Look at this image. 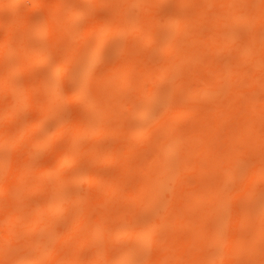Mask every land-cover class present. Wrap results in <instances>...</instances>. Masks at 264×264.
<instances>
[{
	"label": "bare ground",
	"instance_id": "1",
	"mask_svg": "<svg viewBox=\"0 0 264 264\" xmlns=\"http://www.w3.org/2000/svg\"><path fill=\"white\" fill-rule=\"evenodd\" d=\"M47 1H45V3H47ZM65 1L67 0H54L52 3V8L56 10L64 9L66 7V12L63 16V20L61 19V22L57 23L60 18H56L58 16L55 14L57 21L53 17H50L51 19L49 18L50 21H48V19H43L45 20L43 23H47L45 33L54 38L52 39L54 40V43H52L53 46H56L55 44L58 42L57 39L66 40L65 43L67 45V49L63 54L60 55L58 53L60 58H57L58 55L55 57L56 51L53 53L50 49L51 54L53 53L54 55V58L51 59L50 63H52V60L54 64L56 63L50 74L57 79L53 78L55 79L54 82L50 81L52 82L50 83L49 80L45 82L46 79H43L42 82L40 81L42 78L39 77L38 81H33V76V79L31 77V79L29 78L31 84L29 87L32 86L31 80L34 82L35 86L29 89V87H27L29 85V80L26 81L28 84H24L27 85L24 87L22 82L19 83L18 79L21 75H24V77L26 76L27 69L31 68L30 74H32V69L35 66L40 65L43 61H45V63L48 62L45 60V55L48 56L47 54L49 53V50H45V53L42 52V49L35 50V48L32 47L33 45H30V39H28L29 37L31 38V35L35 34V30L39 33L41 29L44 33L43 24H40V22L43 21L41 20L42 16L40 18L37 17L41 21L36 25L34 22L31 23L30 18L32 17H30L31 15L29 16V13L28 16L30 20L26 17V14L23 16L21 15L22 17L20 16V19L15 22L18 23L19 27L12 25L15 29H19V32L16 31L19 33L18 36H16L15 33L13 34L9 32L11 29L9 27L10 29L7 30L9 35L8 32L7 35L2 34L4 36L2 42L0 39V54H7V57L4 56L5 59L3 57L1 58L0 55V59H4L2 60V63L6 62L4 63L6 64L4 65L5 68L3 65L2 68L0 67V69L4 68V70H1L3 72H0V92H3L1 93L0 99H2L3 102L7 99V102L5 101L4 103H8V106L12 107L11 110L6 112L7 114H0V119L2 120L0 121L4 123L7 122V124L12 122V124H14L15 121L13 120H18L16 119L15 111L20 113L25 106L24 104L30 103L32 97V103H42L40 108V105H37V110L40 115L35 116L36 118L38 117L37 120L32 122L34 118L32 117V120L29 118V124L26 121H23L24 123H22L25 127H23V124L21 123L22 126L18 127L19 130H17L18 128L15 130V124L14 126H9L6 124L4 125V123H2V125L0 122V127L8 126L11 131L13 129V133L10 131L7 132L6 130L8 128L5 129L6 127L3 128L5 131H2V128L0 129V152L3 148H6L4 150L8 152V148L11 150L16 148L15 146L19 147L18 145L20 144L24 146L25 144L22 143L25 141L26 143H30L31 148L33 149L32 151L31 148L22 147L20 145L19 152L16 153L20 155V153L23 154V152H25V154H23V157L18 155L17 159L14 157L16 156V153L13 152L15 153L13 154V158H15V160L13 159L14 161L8 159L6 156L4 157L3 154H0V201L3 200L2 198H6V200H3L4 202L16 205V207H12L11 209V206L7 203L6 206L9 205L7 208L10 209H8V211L4 209L5 212L2 209L5 207L3 206L5 203L3 201V205L1 204L2 202L0 203V214L2 215L5 212L1 218L3 221L0 219V264H130L133 260L135 262L134 264H264V44H262V41L260 44L256 41V38H258L257 34L259 37L264 34V31H262L261 34L258 32L264 30V0H245L247 4H250L251 2V5L248 4L249 6H253L251 9V15L249 12H246L251 16L249 17V20L247 19L248 22L253 24L254 27L257 25L259 28L256 26L257 30L256 28L255 30L257 32L253 29L252 31L255 34H251L243 39V44L241 43L242 45H240L239 42L238 45L240 46H238V50L236 49V56H234L232 60L230 59L229 62L226 60V57V62L223 57H221L222 60H220L221 53L219 52H223L222 55L230 54L228 53L229 50L235 45L234 41L238 39L237 34V39L234 40V38H236L235 28H238L236 27V24L238 26L240 19L242 21L241 17H244V14H241V10H245V7L241 8V5L237 3V0H198V2L200 1L199 4L201 6H198L197 2L198 8L197 6L195 7V1L197 0H194V2L192 1V6L194 3L195 8L192 9V15L190 13V16L185 15V17H180L177 15L176 17L172 13V16L167 18H163L161 14H158L160 13L158 12V9L160 8H158V5L164 0H139L143 1L141 2L143 5L141 12L142 10L143 12L142 14L139 12L140 14H138L141 16L136 17L134 16V12L132 13L130 6L132 5V0H111L113 12L109 17L110 19H107V22L103 21L100 23L94 21L97 24L92 23L80 36H75V31L73 32L74 28L72 27L73 25L71 26V23L75 22L74 20L79 17V11L74 10L75 6L73 7L74 9H72L70 7L71 4L69 5V3L67 4ZM101 1L103 0H99V2ZM137 1L135 0V6L136 3H138ZM27 2H31L29 3L30 6L33 5L34 7L36 6V8H38L37 5L40 4L38 3L40 1L36 2L35 0L34 2L33 0H28ZM42 2L43 1H41V3ZM186 2L187 4L191 3V0H182L183 4ZM20 3L24 4L21 0H9L6 5L11 7V9H15L20 6ZM94 3H96V0ZM94 3L92 0V4ZM213 3L214 6L216 4V6L220 8V10L218 9L219 14L214 17L212 15L213 20L211 19L207 23L211 24L213 21V28L210 26V30L208 32L206 31L204 33L205 35H201L197 30H199L201 25H205L206 21L209 19L210 15H208V12L206 13V9ZM243 4L242 7L245 6ZM6 5L3 2H0V11ZM86 5L88 6L89 4L86 3ZM42 6H44L43 3ZM180 6L182 7V4ZM32 7L27 8V10H34ZM45 7L40 8H43L45 11L50 9L48 6ZM84 7L82 10H84ZM18 10L20 11L21 8ZM86 11L87 10L84 12L86 13ZM161 16L163 21L159 22V20H156L160 19L159 17ZM2 19L3 18H1L0 15V24L5 22V20L2 22ZM53 19L56 21V24L53 23ZM19 20L20 22H18ZM245 21L242 22L245 24ZM248 22L245 24L246 27L249 25L251 26V24H247ZM15 23L13 22V24ZM32 24L36 25L35 30L32 29V26H34ZM224 25H227V29H229L227 32L223 31L222 27ZM1 26L3 28V25ZM239 26H242L240 22ZM192 29L195 34L192 32ZM195 30L198 34H196ZM224 30H226V27ZM231 30H233V32ZM41 31L40 33H42ZM242 32L244 33V31ZM10 33L16 37L11 39L12 37H10ZM122 36H128L132 41L129 43V46H124L125 49H123V52L125 54L123 55V58L121 57L123 52L120 54L121 58L117 61L121 62L116 63L119 65L115 64L117 67L114 66L116 67L114 68V71L111 72L113 68L109 70L111 73L106 71L107 75L110 74L106 76V78H108V84L106 85L107 87L105 86L106 88L104 87L105 91L103 93L105 96L102 97L103 93L101 94V90H104L101 89L102 87L98 86V89L100 88L99 91H97L98 89H95V92L97 91L100 95L97 94L98 96H95L97 97L96 100L93 99L92 101L93 110H96L94 109L95 105H101V103L104 104V107L106 105L108 106V103H111L112 110V103L116 104H114V106H117V109L119 103L122 105L129 103L127 105L131 106L129 109L132 111L131 113L129 110V113L131 114L130 118L134 117V125L137 126V124H139L137 122L140 120L143 121V118L146 120L148 119L147 121L151 124L152 119L150 118L153 117L152 113L154 112L153 114H155L156 111L150 113L149 110L151 111V109L157 107L156 110L160 108L161 111L163 106L158 108L157 104L167 102L178 90H182V88H186L185 94H182L181 92L186 101L197 100L199 103L196 102L192 104L181 102V104L173 101L170 104V109L160 117L156 116V120L152 125L148 127L145 126L146 128L144 127L143 129L142 126L147 125L143 122L144 125L140 127L141 129L136 127L138 130L135 128L134 132H127L128 130L126 129H115L113 128L114 126L109 127V125H105L108 124L106 123L107 121L111 120L113 122L114 117H116V122H121L122 120L126 121L127 116L125 113H109V115H112V117H109L108 114L104 115V113L100 112L101 114L97 116L99 110L94 112L91 109V114H93L92 112L95 114L93 119H96L95 121L97 122L98 120L99 122L101 120V126L99 128L95 126L97 127V130L92 129L93 131L90 130L91 128H85L87 125L84 127L80 122L76 121L80 119H76V122L71 124L68 123V126L67 124H63L65 121H61L59 115H55L56 118H53L55 117L53 116L54 112H52V110L55 109L53 107H57V105L59 106L61 102L62 104L66 103L64 96L63 98L65 100H62L60 97L61 92L59 93V87L62 88L63 85V82L61 84V80L59 79H62V81L65 79L60 76L65 75L66 72H68L67 70H72L70 76L73 77L70 78L74 79V81L73 79L71 80L75 85H73L75 91L72 89V92H76L75 94L80 97L81 93L84 92L82 91L81 84L83 85L84 82H86V79L88 78L87 74H89L88 70H91L92 67L94 68L92 64L94 65V62H96V60L103 54L104 50L108 51V49H105L106 45L109 46L114 40H118L116 37L121 38ZM9 39H11V41ZM178 39L183 42L179 41L178 43ZM15 40V45H17L18 49V51L15 52L21 53L18 56L20 57L18 58V61L21 60L20 64L17 59V62L14 61L17 57V53L15 54L13 51V43H15ZM123 40L120 39V41ZM12 41L13 43H11ZM258 41H260V38ZM59 42L57 44H59ZM128 42L129 41L127 40L126 44H128ZM113 44L114 46L116 45L115 41ZM41 45L42 42L39 47ZM158 45L160 46L159 48L162 49H159ZM7 46L10 48H7ZM61 46L62 44L60 47ZM112 46L110 50H113L111 53L114 56L117 53L116 50L119 51L120 47L119 49H116L118 48V45L115 46L116 48H114V46L112 48ZM60 47L58 46V48ZM63 47L60 48V51H57L61 52ZM129 49L133 50L132 55L135 54L133 57L131 54H128ZM156 49H159V52H157L158 54L156 53ZM152 50H154V52ZM113 52L116 53L114 54ZM212 55H215V57L219 56V58H217L218 61ZM12 57L14 60L11 59ZM210 57H213V59ZM12 60L13 63L11 62ZM47 60H49V58H47ZM179 76L182 78H179ZM162 82H164V85L167 84L165 87L167 86L168 88L170 86L168 89L165 88L166 91L164 93H161L162 89H159V85ZM91 83L93 82L91 81ZM15 84H18L19 87L20 85L22 86L17 88L18 86H14ZM101 84L102 83H100V85ZM92 87L94 88V86ZM127 88H129V90ZM106 89L108 90L106 91ZM125 89L132 93L131 96L133 98H131L129 102L125 101L124 103L122 97L125 95L123 93H127ZM224 89L225 93L223 94ZM41 90L43 91L42 93ZM36 92H38L37 97H41V95L39 96L38 94L44 93L41 97L42 100L39 98L34 100ZM221 93L223 94V97L220 95ZM2 94H5L9 98H6V96H3ZM210 94H213L211 97L219 95L218 101H211L212 103L209 101L206 104L200 103L201 99L204 100V98L210 97ZM69 95H66L67 97H65L69 98ZM127 98L130 97L128 96ZM198 99H200V101ZM37 100H40V102ZM208 100L209 99L204 101L206 102ZM240 103H244V105ZM22 104L23 108H21ZM62 104L61 107L64 106V104L63 106ZM135 104H140L139 106L136 105L137 108L135 109L138 110L141 106L143 108L145 107V109L142 108V110H140V108L138 111L136 110L135 114L132 109L136 107ZM187 104L188 106L185 107ZM124 105L123 110L126 112L128 107ZM198 105H201V107ZM210 105L213 111L211 110ZM27 106H29V104ZM17 107L19 110H17ZM61 107L59 106V109ZM96 108L100 109L99 107ZM198 108L200 111L201 109H207L208 112L207 110L201 113L200 111L196 112ZM101 109L104 110V108ZM39 110L41 112H39ZM56 110H58V108ZM59 111H55V114L61 113L62 115L63 109H60ZM114 111H116V108H114ZM148 112L152 117L149 118V116H145L149 114ZM129 113L127 115L130 116ZM133 113L136 116H134ZM86 115L88 116V114ZM48 118L51 120L53 118V120L59 122H57L58 126L55 127V130L51 134L53 135V139L49 134V137H41V140L38 137V140L35 135L32 136L31 134L32 132H37L43 123L48 121ZM60 121L62 123H60ZM187 121H190V123ZM192 121L194 123L198 122L200 125H197V127H195V125L193 127L194 123ZM182 122L191 125L186 124L185 126L190 127L184 128L181 126ZM103 123L105 124L102 126ZM60 124L63 126H60ZM140 124H142V122H140ZM16 125H18V123H16ZM110 125L112 126L111 123ZM114 125L116 124L114 123ZM91 127L94 126L91 125ZM157 129L160 130L155 131ZM153 130L155 133H153ZM86 134L90 135V138L91 135L98 136V139L93 136L92 138H94L93 141L95 142L90 139L91 144H94L93 148L90 144L91 146L89 145V149L86 150L88 152L86 155H88L90 159L87 160L88 164L86 162L85 164L90 167L93 166V169L91 168L89 170V173H87L88 181H85L88 186L92 184L91 189L94 185L93 188L97 189L96 191L94 190V193H100L95 194L96 196H94V193L89 195L87 191L89 189H86L87 194L85 195H87L86 197L89 195V202L85 200L86 197L83 199V202L85 200L86 203L89 204L87 205L84 203L83 206L86 204L85 207L79 208L78 198H80V193H82L84 189L82 190V187L79 186L81 185L79 182H77L78 184L76 183V181L83 178V175L80 177L81 171L77 170L79 169L78 164L80 163L79 157L82 156L78 152L80 149L77 148V141L80 138H84L83 136ZM151 134H154V136ZM30 135L34 139H30ZM118 135H120V137ZM111 136L113 138L118 136L117 140L119 141L117 142L116 140L117 145L115 144L116 146L110 147V149L106 151V149H102L104 146L100 144V141L102 137L106 139L112 138ZM151 136L153 139L150 138ZM63 137L68 140V144L66 143V147L63 145L62 150L57 154V151H53L55 153L54 156L51 155L52 158L54 157L53 160L51 157V159H46L49 162L43 160V166L41 163H37L39 164V167L38 165L35 166L31 163V158L35 156H30L35 154V152H38L35 151V149L41 148V150H43V147L51 140L53 143V140L60 141V138L62 140ZM35 139L37 141H35ZM99 139L100 141L98 144L97 140ZM119 142L120 146L118 148L117 146ZM147 142L149 145H152L147 146ZM139 144L142 146L144 145L143 147H147L148 149L146 150L142 148ZM61 145L62 143L60 146ZM97 145H101V148L99 149H102L103 152L99 149H94V146L97 148ZM136 146L138 147V151ZM22 148H24L23 151H20ZM4 150L3 152H5ZM136 151L139 153L134 154ZM49 153L50 151H47L46 155H50ZM140 153L141 155L138 157ZM28 157H30L31 160H28ZM132 157H136L137 161L135 162L136 159L134 158V160ZM7 159L12 160L10 161L11 163ZM90 162L92 165H90ZM130 162L135 164H131ZM113 163L118 164H115V168L116 166L119 168L122 166L120 169L117 167L119 172L116 170L115 173H112L113 175L106 176V179L102 177V182L97 180L100 175H97V171L94 170L97 165L102 166V164L106 165ZM31 165H34L37 168L32 167ZM80 165L83 167L84 171L85 166L82 165V161ZM112 166H114V164ZM70 167H74L73 169H75L76 172H80L77 174L74 171L76 174H72H74L76 178L72 176L73 179L69 177L68 180V175L65 176V173L64 175L62 174L64 172L63 170H66V168L68 170ZM70 171L72 170L70 169ZM76 175L79 176L77 177ZM183 175H185V177L191 176V178L194 179V182H192L191 178L190 180L188 179L189 181H186L187 177L186 179L183 178L186 182H182V180H177V178H175V176H179L178 178L182 179ZM47 178L49 181H46ZM174 178L177 182L181 181L178 188L176 187V181L173 182ZM73 180L76 183V186ZM68 181L71 184L74 183L73 186L76 188V192L81 191L80 193L77 192V195L79 196L76 195V192H72V195H75L71 196L73 197L72 199L74 203L69 199V195H67V192L69 193L67 185L71 187V184H68ZM231 181L237 182L235 183L236 185L233 183V187L229 186V182ZM89 182H91V184ZM95 186L97 188H95ZM84 187L86 188L87 185H84ZM75 188H73V190ZM98 189L100 190L98 191ZM37 191L39 194L41 191L42 196L43 192L45 193V198H42L44 200L39 201L36 197L39 201L37 205L36 203L33 204V206L32 204L27 205L28 203L26 202L29 200L26 201V195L38 194ZM158 195H160V197L162 195L160 199L164 200L165 198V202L168 201L167 205L165 204L167 208L166 206L162 207L164 203H162V205L159 204L158 207H155L158 205L157 203L148 206L153 197L156 200L159 199ZM90 196L91 199H89ZM92 196L94 197L92 198ZM8 198L10 201L7 200ZM66 198L69 199L70 204L75 209L73 212L74 214L71 215L74 217L70 219V221L73 219L71 228H68V231H63L62 233H59L60 231H55V233L57 232V234H59L51 237V230L55 227V223L58 222L57 220L62 219V216H66L64 214L68 212L66 203L69 201ZM80 199L82 200V198ZM21 201H26L23 202L26 204H23ZM30 202L34 203L33 201ZM233 202L237 203H235L236 206L233 205ZM20 203L23 204V206ZM240 203H242V206ZM74 204L75 206H73ZM25 205L29 207L27 208ZM18 206L21 207V209ZM233 206L236 208L238 207V209L234 208L232 210ZM148 207L151 209H148ZM152 207L154 208L153 211ZM160 207L161 210L166 209L165 211H162L164 213L162 215L159 213V215L157 214L158 216L153 215L152 213L156 214L154 210L160 209ZM1 209L3 212H1ZM145 209L148 210L145 211ZM70 212H72V209ZM137 212L138 215L142 214L141 218L138 217L139 221L142 219H146L147 221L149 219V222L145 221V223L142 220L144 223H142L143 225H137L138 221L136 222V225L132 224V219L137 216ZM147 212L149 216L151 214L152 218L147 215ZM144 213L147 215V218L143 215ZM152 215L158 217V220H154ZM66 218L67 220L69 219V217ZM63 219L60 223L64 221ZM68 221L67 223L70 222ZM124 222H128V224L122 226ZM63 223H65V221ZM61 224L59 225L61 226ZM128 239L130 241L133 240V243H131L135 245L128 247ZM126 240H128V242L122 245L123 241ZM129 245L131 246L130 243ZM153 247L155 252L158 253L151 256L150 259L146 258L147 255L145 256L144 254H148L149 251L147 250L149 248L153 249ZM85 248L87 251L91 249L88 252L90 256H88V260L86 258V263L81 262L80 260V258H82L81 256L84 254L80 255V250H84ZM142 256H145V258H142ZM83 260L84 259H82V261Z\"/></svg>",
	"mask_w": 264,
	"mask_h": 264
},
{
	"label": "rangeland",
	"instance_id": "2",
	"mask_svg": "<svg viewBox=\"0 0 264 264\" xmlns=\"http://www.w3.org/2000/svg\"><path fill=\"white\" fill-rule=\"evenodd\" d=\"M9 0H0V2H3L5 5L7 4V2H8ZM28 0H26V1H24V0H21V2H24V4L22 5L21 3L19 4L20 6H18V7H14L15 9H11V7H8L7 5L5 6V7H3L2 9H1V11H0V15H1V18H3L2 19V22H3V20H5V22L4 23H2V24H0V26L1 25H3V28H2V26L0 27V39H1V42H2V38H4V36L3 35H7V30H9L10 28L12 29V31H11V29L9 30V32H11V33H15V35L16 36H18V34L19 33H17L16 31H18L19 29L18 28H16L15 29V27H13L12 25H16V27H19V25H18V23H15V22H17V20L18 19H20V16L22 15H25L26 14V17L29 19V16L30 17H32V18H30L29 20L31 21V23H36V25L37 24H39L38 22H40L41 20H43V19H45V20H47L48 19V21H50V19L53 17V18H55V15L56 16H58V17H56V18H60L58 21H57V19H56V21H57V23L58 22H61L62 20H63V16L65 15V8L63 9H60V10H56V9H54V8H52V3H53V1L54 0H45V1H47V3L49 4H47V3H45V1L44 0H38V1H40V2H38L37 0H35L36 2H38V3H40L39 5H41V6H39V5H37V7L38 8H36V6L34 7L33 5H31L30 6V4L29 3H31V2H27ZM41 1H43L42 3H43V5L44 6H42V3H41ZM50 1H51V3H50ZM72 0H67V1H65L67 4L69 3V5H70V7L72 8V9H74L75 11H79L78 12V18H76L74 21L75 22H73V23H71V26L74 28V30H73V32L75 33V36L76 35H81L88 27H90V25L92 24V23H94V24H97V23H100V22H103V21H106L107 19L109 20L110 18V16L112 15V12H113V10H112V1L110 0H103V1H101V2H99V0H96V3H94L95 2V0H93V3L94 4H92V0H74V1H72ZM83 1V2H82ZM133 2H132V5H130L131 6V9H132V13L134 12V16L136 17V16H141V15H139L140 13L142 14V12H143V10H142V12H141V9H143L142 8V4H141V2H143V1H137L138 3H136V6H135V0H132ZM190 1V0H189ZM192 1L194 2V0H191V3H188L187 4V2L185 3V4H183L182 3V0H164L163 2L161 1L160 3H159V5H158V12H160V13H158L157 12V10H156V12L158 13V14H161L162 16H163V18H167V17H169V16H172V13H173V15H175L176 17H177V15L178 16H183V17H185V15H189L193 10V8H195L196 6H197V2H198V0L197 1H195L196 2V4H195V7H194V3H193V6H192ZM201 1V0H200ZM200 1L198 2V6H200ZM255 1H257V0H255ZM33 2H34V0H33ZM88 2H90L91 3V5H90V3H88ZM140 2V3H139ZM180 2V3H179ZM185 2V1H184ZM254 2V1H253ZM252 2V3H253ZM45 3V4H44ZM86 3L87 4H89L88 6L86 5ZM99 3H101V4H99ZM201 3H203V2H201ZM237 3H239L238 5L241 7V8H244L245 10H241V8H240V10H241V14L243 13L244 14V17L242 16L241 18H242V21H245V24H246V22H248V20L250 19L249 17H251V16H249V13H250V15H251V9H252V7L251 6H249V5H251V2H250V4L248 5L246 2H245V0H237ZM244 3V4H243ZM256 3V2H255ZM32 4H34V3H32ZM47 4V5H46ZM51 4V5H50ZM66 4V5H67ZM75 4V5H74ZM84 4V5H83ZM182 4V7L180 6ZM242 4L243 5H245V6H243L242 7ZM257 4H258V2H257ZM26 6V8H25V6ZM138 5V6H137ZM186 5V6H185ZM202 5V4H201ZM33 6V7H32ZM45 6H48L49 8H47V9H49V10H44L43 8L45 7ZM68 6V5H67ZM75 6V7H74ZM77 6V7H76ZM85 6V7H84ZM140 6V7H139ZM198 6H197V8H198ZM34 8V10L33 9H30V10H27V8ZM40 7H43L42 9L40 8ZM74 7V8H73ZM84 7V10H82V8ZM137 7H138V9H137ZM201 7V6H200ZM210 7H211V9H210ZM210 7H208L207 9H208V11H207V9H206V13L208 12V15H210V17H209V19L206 21V24L205 25H207V26H205V25H201V27L200 28H202V29H200L199 28V30H197V31H199V33H201V35L203 34V35H205L204 33L207 31H209L210 30V26H212V28H213V21L211 22V24L210 23H207V22H209V20H213V18H212V15H213V17L215 16V15H218L219 13H218V9L220 10V8L218 7V6H216V4H215V6H214V3L213 4H211L210 5ZM215 7V8H214ZM218 7V8H217ZM21 8V10H22V12L20 13V11L18 10V9H20ZM87 8V9H86ZM140 8V9H139ZM214 8V9H213ZM9 9V10H8ZM45 9H46V7H45ZM250 9V10H249ZM26 11V13H25V11ZM32 10V11H31ZM82 12H81V11ZM85 10H87L86 11V13L84 12ZM138 10H140V11H138ZM184 10V11H183ZM195 10V9H194ZM249 10V11H248ZM17 11H18V13H17ZM43 11V12H42ZM89 11V12H88ZM131 11V10H130ZM181 11H183V12H181ZM188 11V12H187ZM216 11H217V13H216ZM32 12V13H31ZM54 12V13H53ZM58 12V13H57ZM140 12V13H139ZM154 12V11H153ZM179 12H181V13H179ZM212 12V13H211ZM214 12H215V14H214ZM246 12H249L248 14L246 13ZM28 13H29V16H28ZM61 13V14H60ZM139 13V14H138ZM163 13V14H162ZM170 13V14H169ZM177 13V14H176ZM183 13H185V14H183ZM194 13H195V11H194ZM211 13V14H210ZM51 14V15H50ZM55 14V15H54ZM85 14V15H84ZM164 14H166V15H164ZM242 14V15H243ZM157 15V14H156ZM191 15H192V13H191ZM21 16V17H22ZM43 18H42V17ZM60 16V17H59ZM154 16H155V14H154ZM158 16V15H157ZM162 16L161 17H159L160 19H156V20H159V22L160 21H163V18H162ZM190 16V15H189ZM6 19H5V18ZM18 17V18H17ZM37 17H41V20L39 19V18H37ZM51 17V18H50ZM246 17V18H245ZM50 18V19H49ZM154 18V17H153ZM155 18H156V16H155ZM245 18V19H244ZM10 19V20H9ZM37 19V20H36ZM62 19V20H61ZM248 19V20H247ZM36 20V21H35ZM45 20H43L42 22H40V24L42 23L43 24V27H44V33L41 31V29H40V31L44 34H42V33H40V31H39V33L35 30V24H32V25H34V26H32V29L33 30H35L34 31V35H31V38L29 37L28 39H30L29 40V42H30V45L33 47V48H35V50L36 49H42V52L43 53H45V50H49L48 52V56H46L45 55V60L46 61H48V62H46L45 63V61H43L40 65H37V66H35L33 69H32V74H30L31 72V68H29V69H24V70H26V76L24 77V75H21L20 77L19 76H17V77H19L18 79H19V83H21L22 82V84L24 85V84H28V83H26V81H28L29 82V85L27 86V85H24V87L25 86H27V87H29L31 84H30V79L32 78L33 79V76H34V80L33 81H38L39 80V78H42V80L40 79V81H42L43 82V79H46L45 80V82L46 81H48L49 80V82L50 81H52V82H54V80L56 79L55 78V76L54 77H52V75H50L51 73H52V69L54 68V65L56 64H54V62H53V60H52V63H50V61H51V59H53L54 58V55H53V53H55L54 51H56V54H55V57H56V55H58L57 56V58H60V55L61 54H63L64 52H65V50L67 49V45H66V40H61V39H57V41L59 42L60 40V42H61V44H62V46L61 47H63V45H64V47H65V49H64V47H63V49H61V52H58V51H60V42H59V44H55L56 46H53V44L52 43H54L53 41L54 40H52V39H54L52 36H50V35H48V34H46L45 33V31H46V27H47V23L45 22V23H43ZM99 20V21H98ZM102 20V21H101ZM107 20V21H108ZM153 20V19H152ZM11 23H10V22ZM52 21V20H51ZM56 21H54V19H53V23L54 24H56L55 22ZM97 22V23H95V22ZM106 21V22H107ZM155 21V20H154ZM241 21V19H240V23H241V27L239 26V22H238V26H237V24H236V27H238V28H235L236 29V31H235V35H236V38H234V40L235 39H237V34H238V39L237 40H235L234 42V48L232 47L231 48V50H229V52L228 53H230V54H225V55H222V53L223 52H219V53H221V55H220V60H222V58L221 57H223L224 58V60H225V57L227 58L226 60H228V62L230 61V59L232 60L233 59V57L234 56H236V53H237V51H236V49L238 50V46H240V45H242L243 44V39H245V38H247V36H249V35H251V34H255L252 30L254 29L255 30V28H256V30H257V25H255V27H254V25L253 24H251V23H247V24H251V26L249 25V26H247L248 28H250V29H248L247 27H246V25L243 23ZM13 22L15 23V24H13ZM18 22H20V20L18 21ZM152 22V21H151ZM90 23V24H89ZM60 24V23H59ZM89 24V25H88ZM93 24V25H94ZM209 24V25H208ZM12 27H11V26ZM18 25V26H17ZM208 26H209V28H208ZM245 26V27H244ZM257 26V27H256ZM10 27V28H9ZM86 27V28H85ZM206 27H207V29H206ZM225 27H226V30H224L225 29ZM230 27H232V26H230ZM229 27V28H230ZM8 28V29H7ZM14 28V29H13ZM223 31H228L229 29H227V25H224L223 27ZM232 28H234V27H232ZM232 28H230V29H232ZM241 28V29H240ZM259 28V27H258ZM37 29V28H36ZM194 29V28H193ZM192 29V32L194 31ZM238 29H239V31H238ZM248 29V30H247ZM5 30V31H4ZM201 30V31H200ZM250 30V31H249ZM255 30V31H256ZM261 30V29H260ZM232 32H233V30H231ZM242 31H244V33L246 34H244ZM246 31V32H245ZM262 31H264V30H261V31H258V32H260L259 34H261V32ZM9 32H8V35H9ZM19 32V31H18ZM32 32V31H31ZM195 32H196V30H195ZM237 32V33H236ZM253 32V33H252ZM257 32V31H256ZM6 33V34H5ZM10 33V37H12L11 39H14L16 36H14L13 34H11ZM194 33V32H193ZM192 33V34H193ZM264 33V32H263ZM3 34V35H2ZM195 34V33H194ZM196 34H198L197 32H196ZM240 34V35H239ZM257 34V33H256ZM13 35V36H12ZM242 35V36H241ZM199 36H200V34H199ZM14 37V38H13ZM257 37L258 38H256V41H257V43H261V41H262V44H264V34H263V36H258V34H257ZM18 38V37H17ZM116 38H118V40H114L115 41V43H116V45L115 46H117L118 45V48H116L115 46H114V41L112 42V44H113V46H114V48H116V49H119V47H120V50L118 51V50H116L117 51V53L116 52H113L115 55L113 56V54L111 53L112 51L110 50V48H111V46H112V44H108L109 46H107L106 45V47H105V49H108V51H103V54L96 60V62H94V65L92 64V66H94V68L92 67L91 68V70H88V73L89 74H87L88 76V78L86 79V82H84V84L82 85L81 84V86H82V91H84V92H82L81 93V96L80 97H78L79 95H76L75 93L76 92H72L73 90L75 91V89H73V85H74V79L73 78H70V77H73V76H70L71 75V73H72V70H67L68 72H66V74L65 75H62V76H60L61 78H65V79H63L64 81H62V79H59V80H61L60 82H61V84H62V82H63V85H62V88L61 87H59V93H60V97L62 98V100H65V102L66 103H63L64 104V106H63V104H62V102H61V104H62V106L64 107H61V104H59V106L61 107L60 109H63V112H62V115H61V113H56L55 114V111H59L60 109H59V106L57 105V107L56 106H54L53 108H55L54 110H52V112H54V115L53 116H55V115H59L60 117V120L61 121H65V123L63 122V124H67L68 125V123H73V122H80V124L82 125V126H86L87 125V127H85V128H91L90 130L91 131H93L92 129H96L97 127L99 128L100 126H101V120H100V122H99V120H98V122L97 121H95L94 119H93V116L95 117V114H94V112H96V111H98L99 110V112H97L98 114H97V116L99 115V114H101V113H104V115L105 114H108L109 115V113L110 114H112V113H115V112H117V113H125L126 114V121H121V122H116L115 121V118L116 117H114L113 118V122L116 124V125H114V123L110 120V121H105L106 123H108V124H105V123H103L102 124V126L105 124V125H109V127H113V128H115V129H121L122 128V130H128L127 132H134L135 131V128L136 127H141L142 125H144V123L143 122H145V124H147V125H144V126H142V128L144 129V127L146 126V127H148V126H150V125H152V123L153 122H155V120H156V116H158V117H160L162 114H164L165 112H167L169 109H170V104L173 102V101H175V102H177V103H181V102H187V103H196L197 102V100L196 101H186L185 99H184V97L182 96V94H185L186 93V88H182V90L180 89V90H178L176 93H175V95L174 96H172V95H170V96H172L171 98H170V100H168L167 102H164L163 104H157V106H158V108L159 107H161V106H163L161 109V111H160V108L159 109H157L156 110V108L154 107L153 109H151V111L149 110V112L151 113V112H153V111H156V113L155 114H153L152 113V116H150V113L148 114V115H145V116H149V118L150 117H152V118H150V119H152L151 120V124L145 119V118H143V121L142 120H140L139 122H137V123H139V124H137V126H135L134 125V123H135V120H134V117H132V118H130L131 117V114L129 113V110L131 111V109H129V107H131V106H128L127 104H129V103H127L126 105H124V106H126V107H128L127 109H126V112L123 110L124 108H123V105L121 104V103H119V105H118V109H117V106H114V104L112 103V105H113V110H112V106L110 105L111 103H108V106L106 107H104V104L103 103H101V105H103V106H101V105H95L94 106V109H96V110H93V105H92V101H93V99L94 100H96V98L97 97H95V96H98L97 94H99L100 95V93H97V91H99L100 90V88L98 89V86H100V87H102L101 89H104V90H101L102 92H101V94L105 91V88L107 87L106 85L108 84V82H107V79L108 78H106V76H108L112 71H114V68H116L117 66L116 65H119V64H116V63H120L121 61H117V60H120L119 58H123V55L125 54L124 52H123V49H125V47H126V45H128L129 46V43L132 41V39L130 40L129 39V37L128 36H122L121 38L120 37H116ZM115 38V39H116ZM121 40H123V41H120V39ZM131 38V37H130ZM183 38V37H182ZM187 38V37H186ZM260 38V41H258V39ZM11 39H9L10 41H11ZM126 39V40H125ZM184 39V38H183ZM182 39V40H183ZM242 41H241V40ZM18 40V39H17ZM127 40L129 41L128 42V44H126L127 43ZM188 40V39H187ZM39 41H41L42 42V45L39 47V45H40V43L41 42H39ZM117 41V42H116ZM119 41V42H118ZM179 39H178V43H179ZM0 42V43H1ZM63 42V43H62ZM122 42V43H121ZM180 42H183V41H180ZM239 42H240V45H238L239 44ZM11 43H13V41L11 42ZM65 43V44H64ZM242 43V44H241ZM14 44V46H13V48H14V53L16 54L17 52H15V51H18V49H17V45H15L16 44V40H15V43H13ZM13 44H11V45H13ZM29 44V43H28ZM47 44V45H46ZM237 44V45H236ZM44 45H46V46H44ZM51 47H53V48H51ZM60 47V48H58V46ZM16 46V47H15ZM37 46V47H36ZM113 46H112V48H113ZM125 46V47H124ZM6 47V46H5ZM28 47H29V45H28ZM39 47V48H38ZM151 47H153V46H151ZM160 46L158 45V48H159ZM7 48H10V47H8L7 46ZM15 48H16V50H15ZM157 48V47H156ZM29 49V48H28ZM32 49V48H31ZM50 49L53 51V53L51 54V51H50ZM153 49V48H152ZM159 49H162V48H159ZM159 49H156V53L157 52H159ZM255 49V48H254ZM7 50V49H6ZM58 50V51H57ZM63 50V51H62ZM151 50V49H150ZM154 50H155V47H154ZM154 50H152L153 52H154ZM236 52H235V51ZM121 51V52H120ZM133 50L132 49H129V53L128 54H131L132 55V52ZM143 51V50H142ZM161 51H163V50H161ZM10 52V51H9ZM8 52V53H9ZM109 52V53H108ZM118 52H119V54H118ZM122 52H123V54H122ZM227 52H225V53H227ZM60 55H59V54ZM218 53V54H219ZM233 53H235V54H233ZM21 53L19 52V53H17V57L15 58V60H14V55H13V57L11 58V59H13L14 61H16V59H17V61H18V58H20V57H18L19 55H20ZM120 54H122V56L120 57ZM158 54V53H157ZM156 54V55H157ZM217 54V53H216ZM231 54H232V56H231ZM1 55V58L3 57L4 58V56H6L7 57V54H0ZM11 55V54H10ZM52 55V56H51ZM117 55H119V56H117ZM135 55V54H134ZM134 55H132V57L134 56ZM145 55V54H144ZM150 55V54H149ZM161 55H162V53H161ZM8 56H9V54H8ZM158 56V55H157ZM159 56H160V53H159ZM164 56V55H163ZM214 58H219V56H217V57H215V55H212ZM231 56V57H230ZM11 57V56H10ZM117 57V58H116ZM152 57V56H151ZM150 57V58H151ZM213 57H210L211 59H213ZM230 57V58H229ZM9 58V57H8ZM47 58H49V60H47ZM156 58V57H155ZM160 58V57H159ZM5 59V58H4ZM4 59H0L1 60V62H0V67L2 68V65H3V67H4V65H6V64H4V63H6V62H4V63H2V60H4ZM7 59V58H6ZM56 59V58H55ZM13 60L11 61L12 63H13ZM59 60V59H58ZM115 60H116V62H115ZM151 60V59H150ZM226 60H225V62H226ZM7 61V60H6ZM16 61V62H17ZM20 61L21 60H19L18 62H19V64H20ZM55 61V60H54ZM213 61V60H212ZM217 61H218V59H217ZM113 62H115V63H113ZM159 62V61H158ZM216 62V61H215ZM11 63V64H12ZM10 64V65H11ZM18 64V63H17ZM112 64H114V65H112ZM116 64V65H115ZM8 65V64H7ZM12 65H14V64H12ZM52 65V66H51ZM108 66V67H107ZM112 66V67H111ZM114 66H116V67H114ZM12 67V66H11ZM5 68V67H4ZM4 68L3 69H0V72H3V71H1V70H4ZM28 68V67H27ZM113 68V70H111V72L109 71L110 69H112ZM90 69V68H89ZM70 71V72H69ZM90 71V72H89ZM106 71H109L108 73V75H107V72ZM19 72V71H18ZM25 72V71H24ZM20 73V72H19ZM19 73H16V74H19ZM23 73V72H22ZM91 73V74H90ZM179 73V72H178ZM177 73V74H178ZM35 74V75H34ZM28 75H30V76H28ZM32 75V76H31ZM181 75V74H180ZM104 76V77H103ZM31 77V78H30ZM39 77V78H38ZM67 77H69V78H67ZM178 77V76H177ZM30 78V79H29ZM53 78H55V79H53ZM58 78V77H57ZM179 78H182L181 76H179ZM14 79V78H13ZM18 79H17V81H18ZM71 79H73V81L71 80ZM91 79V80H90ZM57 80V79H56ZM16 81V82H17ZM32 80H31V82H32V86L31 87H33V86H35L34 85V82H33ZM73 82V84H72V82ZM89 83H88V82ZM91 81L95 84H93V83H91ZM101 81V82H100ZM15 82V83H16ZM52 82H50V83H52ZM107 82V83H106ZM38 83V82H37ZM36 83V84H37ZM56 83V82H55ZM58 83V82H57ZM85 83H87V84H85ZM100 83H102L101 85H100ZM104 83V84H103ZM48 84V83H47ZM91 84V85H90ZM245 84V83H244ZM97 85V86H96ZM165 85H167V84H165ZM165 85H164V82H162V83H160V85H159V89H162L161 90V93H164L166 90H165V88H167V86L165 87ZM14 86H18L17 88H20L22 85H20V87H19V85L18 84H15ZM75 86V85H74ZM77 86V85H76ZM92 86H94V88L92 87ZM106 86V87H105ZM31 87H29V89L31 88ZM97 87V88H96ZM105 87V88H104ZM170 87V86H169ZM168 87V88H169ZM247 87H248V85H247ZM16 88V89H17ZM76 88V87H75ZM78 89H80L79 87H77ZM167 88V89H168ZM226 88V87H225ZM243 88V87H242ZM22 89V88H21ZM27 90H28V88H26ZM25 89V90H26ZM73 89V90H72ZM94 89V90H93ZM95 89L97 90L96 92H95ZM128 90H129V88H127ZM127 89H125L126 91H127ZM40 90V89H39ZM64 90V91H63ZM108 89H106V91H107ZM28 91H30V90H28ZM77 91V90H76ZM132 91H134V90H132ZM158 91H160V90H158ZM255 91V90H254ZM8 92V91H7ZM24 92V91H23ZM39 92V91H38ZM38 92H36V96L34 97L35 99L34 100H36V98L38 99H40V100H42L41 99V97H42V95L44 94H38L39 96L41 95V97H37V93ZM43 91L41 90V93H42ZM67 92V93H66ZM70 92V93H69ZM71 92H72V94H71ZM79 92V91H78ZM94 92V93H93ZM120 92H122V91H120ZM124 92V91H123ZM181 92H182V94H181ZM1 93H3V92H0V96H1ZM13 93V92H12ZM33 93V92H32ZM31 93V95L33 96V94ZM64 93V94H63ZM107 93H109V92H107ZM127 93H129V94H127ZM127 93L125 92V93H123V94H125L124 95V97H122L123 99L122 100H124V103H125V101H130V99L131 98H133L131 95H132V93H130L129 91H127ZM225 93V89H224V91H223V94ZM248 93H249V91H248ZM257 93V92H256ZM8 94V93H7ZM11 94V93H10ZM9 94V96L11 97V95ZM35 94V93H34ZM69 94H71V95H69ZM79 94V93H78ZM160 94V93H159ZM180 94H181V96H180ZM223 94L221 93L220 95L223 97ZM253 94V93H252ZM259 94H260V92H259ZM3 95V94H2ZM66 95H69V98H66L67 96ZM90 95H91V97H90ZM93 95V96H92ZM127 95V96H126ZM213 94H210V97H207V98H204V100H207V99H209L208 101H204L203 99H201V101H200V99H198L199 101H200V103H207V102H211V101H218V97H219V95H215V96H213V97H211ZM255 95V94H254ZM3 96H6L5 94L3 95ZM31 96V97H32ZM63 96H64V98H63ZM66 96V97H65ZM72 96V97H71ZM76 96V97H75ZM103 96H105V94L103 93L102 94V97ZM130 97V98H127V97ZM133 96H134V94H133ZM209 96V95H208ZM8 96H6V98H7ZM30 97V98H31ZM44 97V96H43ZM101 97V96H100ZM119 97V96H118ZM216 97V98H215ZM2 98V97H1ZM4 98V97H3ZM9 98V97H8ZM91 98V99H90ZM99 98V97H98ZM5 99V98H4ZM11 99V98H10ZM12 99H13V97H12ZM33 99V97L30 99V103H23L25 106H24V108H23V104H22V106H21V108H23V110L19 113H17L16 111H15V116L17 117L16 119H18V120H13V121H15L14 122V124H15V126H14V124H12V122L11 123H9V124H7V122H1V124L2 123H4V125L6 124V125H9V126H14L15 127V130H16V128H18L19 126H22V124L26 121L27 123L29 122L30 123V121H29V118H30V120H32V117L34 118L33 120H32V122L33 121H36L37 120V118L35 117V116H37V115H39V113H38V106H39V108L42 106V103H40V104H36V103H32V100ZM119 99V98H118ZM213 99V100H212ZM9 100V99H8ZM14 100V99H13ZM40 100L38 101V102H40ZM89 100H90V103H89ZM121 100V101H122ZM5 101L7 102V99H5ZM4 101V102H5ZM37 101H35V102H37ZM2 102H3V100L2 99H0V114H2V113H5V114H7L6 112L7 111H9V110H11V108L12 107H9L8 106V103H4L3 102V104H2ZM34 102V101H33ZM169 103V104H168ZM197 103H199V102H197ZM212 103V102H211ZM210 103V104H211ZM6 104V105H5ZM29 104V106H27V105ZM97 104V103H96ZM107 104V103H106ZM182 104V103H181ZM209 104V103H208ZM219 104V103H218ZM240 104H243L244 105V103H240ZM21 105V104H20ZM34 105V106H33ZM38 105V106H37ZM91 105H92V107H91ZM116 105V104H115ZM131 105V104H130ZM133 105V104H132ZM139 106L140 104H135V106ZM165 105H167V106H165ZM204 105V104H203ZM212 105H214V104H212ZM216 105V104H215ZM220 105V104H219ZM218 105V106H219ZM226 105H227V103H226ZM11 106V105H10ZM137 106L136 107H134V108H132L133 109V111H134V113L136 114V110L137 109H135V108H137ZM186 106H188V104L187 105H185V107ZM192 106H194V105H192ZM198 106H200L201 107V105H198ZM205 106V105H204ZM223 106V105H222ZM221 106V107H222ZM14 107V106H13ZM19 107V106H18ZM18 107H17V110H19L18 109ZM91 107V108H90ZM96 107H99L100 109H97ZM191 107V106H190ZM206 107V106H205ZM205 107H203V108H205ZM215 107V106H214ZM213 107V108H214ZM229 107H231V106H229ZM240 107H241V105H240ZM20 108V107H19ZM58 108V110H56ZM101 108H104V110L103 109H101ZM106 108H107V110H106ZM108 108H110V109H108ZM114 108H116V111H114ZM141 108V109H140ZM139 109L140 110H142V106L140 107ZM193 108V107H192ZM210 108H211V105H210ZM93 110L94 112H92L93 114H91V111L90 110ZM138 109V110H139ZM143 109H145V107L143 108ZM193 109H195V108H193ZM222 109H223V107H222ZM15 110H16V107H15ZM40 110H42V109H40ZM39 110V112H41ZM106 110V111H105ZM137 110V111H138ZM207 109H205V110H203V109H201V111H200V109L198 108L197 110H196V112H198V111H200V113L201 112H205ZM211 110L213 111V109L211 108ZM216 110V109H215ZM225 110V109H224ZM13 111V110H12ZM12 111H10V112H12ZM62 111V110H61ZM61 111H59V112H61ZM105 111V112H104ZM114 111V112H113ZM147 111V110H146ZM157 111H158V113H157ZM9 112V113H10ZM90 112V113H89ZM101 112V113H100ZM161 112H163V113H161ZM207 112H208V110H207ZM17 113V114H16ZM116 113V114H117ZM130 114V116L129 115H127V114ZM131 113H132V111H131ZM133 113V114H134ZM141 113V112H140ZM146 113V112H145ZM13 114V113H12ZM86 114H88V116L86 115ZM122 114V115H123ZM134 114V116H136ZM158 114V115H157ZM160 114V115H159ZM22 118H21V117ZM40 116V115H39ZM52 116V117H53ZM62 116H63V118H62ZM112 117V115H109V117ZM133 116V115H132ZM14 117V116H13ZM12 117V118H13ZM20 117V118H19ZM86 117V118H85ZM105 117V116H104ZM108 117V116H107ZM118 117V116H117ZM4 118V117H3ZM10 118H11V114H10ZM36 118V119H35ZM53 118H56V116L55 117H53ZM53 118H52V120L50 119V118H48V121H46V123H43V125L41 126V128H42V130H41V128L40 129H38V131L36 132H32V136L33 135H35L36 136V138L38 139V137H39V139L41 140V137L42 138H45V137H49V134L51 135L52 133H53V131L55 130V127L56 126H58V121H55V120H53ZM82 118H84V119H82ZM92 118V119H91ZM137 118V117H136ZM13 119H15V118H13ZM20 119V120H19ZM22 119V120H21ZM74 119V120H73ZM76 119H80V120H76ZM110 119H112V118H110ZM130 119V120H129ZM139 119V118H138ZM150 119H149V121H150ZM7 120V119H6ZM76 120V121H75ZM81 120H83V121H81ZM108 120V119H107ZM119 120V119H118ZM189 120V119H188ZM5 121V120H4ZM8 121V120H7ZM10 121H12V120H10ZM21 121V122H20ZM24 121V122H23ZM60 121V123H62ZM120 121V120H119ZM23 122V123H22ZM58 122V123H57ZM84 122H88V123H84ZM102 122H104V121H102ZM125 124H124V123ZM140 122H142V124H140ZM188 122V121H187ZM193 122V121H192ZM191 122V123H192ZM16 123H18V125H16ZM22 123V124H21ZM26 123V124H27ZM28 123V124H29ZM97 123V124H96ZM110 123L112 124V126L110 125ZM118 123V124H117ZM183 123L184 122H182V124H181V126H183L184 128L185 127H190V126H185L186 124L184 123V125H183ZM188 123H190V121L188 122ZM194 123V122H193ZM192 123V124H193ZM196 123H198V122H196ZM196 123H194L193 124V127L195 126V127H197V125L199 126L200 124L198 123V124H196ZM27 124V125H28ZM57 124V125H56ZM100 124V125H99ZM132 124V125H131ZM3 125V124H2ZM88 125H90V126H88ZM91 125L92 126H94V127H91ZM121 125V126H120ZM126 125H128V126H126ZM187 125H191V124H187ZM60 126H63L62 124H60ZM59 126V127H60ZM69 126V125H68ZM95 126H97V127H95ZM116 126H117V128H116ZM119 126V127H118ZM135 126V127H134ZM4 127H6L5 129H7L6 131L7 132H11V133H13L12 131H13V129H12V131H11V129H10V127H8V126H2V127H0V129L2 130V131H5V130H3V128ZM23 127H25V125L23 124ZM64 127H66V126H64ZM145 127V128H146ZM192 127V126H191ZM21 128V127H20ZM111 129V128H110ZM114 129V130H115ZM133 129V130H132ZM137 130H138V128H136ZM141 129V128H140ZM0 130V131H1ZM17 130H19V128L17 129ZM57 130V129H56ZM97 130V129H96ZM131 130V131H130ZM136 130V131H137ZM160 129H157V130H155V131H159ZM111 131H112V129H111ZM120 131V130H119ZM155 131L153 130V133H155ZM14 132H16V131H14ZM121 132V131H120ZM38 133V134H37ZM159 133V132H158ZM47 134H48V136H47ZM117 134H119V133H117ZM30 135V136H31ZM40 135V136H39ZM109 135V134H108ZM112 135V134H111ZM114 135V134H113ZM152 135V134H151ZM157 135V134H156ZM30 137V139H34L33 137ZM52 136V139H53V135H51ZM94 136V138H96L97 137V139H98V136H95V135H91V138H90V135H84L83 137L84 138H80V139H78V141H77V145H78V149H80L78 152L82 155V156H80L79 157V159H80V163L78 164V166H79V169H77V170H80L81 171V174H80V177L83 175V178H81V179H79L78 181H76V183L77 182H79L81 185H79V186H81L82 187V190L84 189V191L82 192V193H80L79 191H77V192H79L81 195L79 196V195H77L78 193L75 191L76 190V188L73 186L74 185V180H73V184H71V183H69V181H68V184H71V187L69 186V185H67V189H68V191H69V193L67 192V195H69V199H71V201L73 202V197H71V196H75V195H72L74 192H76V195L77 196H79L80 198H82V200L80 199V198H78L79 199V204H78V206H79V208H81V207H85V205L87 204L86 203V201H88L89 202V200H88V197H89V195H92L91 193H94V190L96 191L97 189H94L93 187H94V185H93V187H92V189H91V182L93 181H91V182H89L91 185L90 186H88V184L86 183V181H88L87 179V176H88V174L87 173H89V170L92 168L93 169V166H88V165H86L85 164V162L87 163L88 161L87 160H89L90 158L88 157V155H86L88 152L86 151V150H88L89 149V145L91 144V141H90V139L93 141V139L94 138H92ZM110 136V135H109ZM119 137H120V135H118ZM118 136L116 137V138H113L112 136V138H106V139H104L103 137H102V139H101V141H100V139L99 140H97V142H98V144H99V141H100V144L102 145V146H104L102 149H106V151H108L109 149H110V147H113V146H116L117 145V143H116V140L118 139ZM152 136H154V134L152 135ZM152 136L150 137L151 139H153L152 138ZM115 137V136H114ZM156 137V136H155ZM154 137V138H155ZM62 138V137H61ZM61 138H60V141H58V140H53V143H52V140L48 143V144H51V145H45L44 147H43V150H41V148H37V149H35V151H38V152H35V154L36 153H39V154H33V155H29L30 157H32V156H35V157H32L31 159H30V157H28V160H31V163L32 164H34L35 166L36 165H38V167H39V164L41 163V165L43 166L44 165V163H42L43 162V160H46V159H51L52 157H51V155H53L54 156V152L53 151H57L56 152V154L58 153V152H60V150H62V148H63V145H64V147H66L65 145H66V143L68 144V140L67 139H64V137H63V139L61 140ZM66 138V137H65ZM100 138H101V136H100ZM38 139V140H39ZM104 139V140H103ZM108 139V140H107ZM84 140V141H83ZM111 140V141H110ZM145 140V139H144ZM35 141H37L36 139H35ZM54 141H55V143H54ZM83 141V142H82ZM90 141V142H89ZM119 140H117V142H118ZM121 141V140H120ZM141 141V140H140ZM149 141H150V139H149ZM148 141V142H149ZM57 142V143H56ZM85 142V143H84ZM93 142H95V141H93ZM105 142H106V145H105ZM108 142H109V144H108ZM122 142V141H121ZM145 142V141H144ZM147 142V146H151V145H149V143ZM62 143V145L60 146V144ZM83 143V144H82ZM114 143V144H113ZM22 144H25L24 146L23 145H21L22 147H26V148H31V145H30V143H26V141L24 142V143H22ZM88 144V145H87ZM116 144V145H115ZM137 144V143H136ZM145 144V143H144ZM20 145H18L19 147H17V146H15L16 148H13V149H11L10 150V148H8L9 149V151H10V153H9V151L7 152L6 150H4V149H6V148H3L2 149V151L0 152V154L2 155H4V157L6 156L8 159H14L15 160V158H13V154H15L16 152L18 153L19 151V149H20ZM54 145V146H53ZM92 145V148H93V143L91 144ZM90 145V146H91ZM101 145H97L96 147L97 148H95V146H94V149L95 150H97V149H99V148H101ZM145 145V146H146ZM84 146H85V148H84ZM99 146V147H98ZM107 146V147H106ZM119 146H120V142L118 143V148H119ZM139 146H142V145H140L139 144ZM144 146V145H143ZM142 146V148H144ZM55 147H56V149H55ZM137 147V146H136ZM91 148V149H92ZM116 148V147H115ZM114 148V149H115ZM150 148V147H149ZM16 149H17V151H16ZM23 149L24 148H22L20 151H23ZM32 149V148H31ZM53 149V150H52ZM77 149V150H78ZM102 149H99L101 152H103L102 151ZM113 149V148H112ZM141 149V148H140ZM139 149V150H140ZM144 149H148L147 147L146 148H144ZM144 149H143V151H144ZM151 149V148H150ZM3 150L5 151V152H3ZM25 151V150H24ZM32 151H33V149H32ZM49 152L50 151V155H46V152ZM52 151V152H51ZM82 151H84V152H82ZM137 151H138V147H137ZM135 152L134 154H138L139 152ZM141 151V150H140ZM3 152V153H2ZM13 152H15V153H13ZM82 152V153H81ZM146 152V151H145ZM16 153V156H14V157H16L17 159H18V155L19 154H17ZM33 153V152H32ZM143 153V152H142ZM146 153H148V152H146ZM23 154H25V152H23ZM23 154L22 153H20V157H23ZM79 154V155H80ZM85 154V155H84ZM1 155H0V157H1ZM22 155V156H21ZM39 155V156H38ZM85 157H84V156ZM140 155H141V153L139 154V156L138 157H140ZM144 155H148V154H144ZM132 156V155H131ZM134 156V155H133ZM136 156V155H135ZM3 157V156H2ZM25 157V156H24ZM51 157V158H50ZM78 157V156H77ZM88 157V158H87ZM137 157V158H138ZM40 159V160H38V159ZM83 158V159H82ZM85 158H87V159H85ZM131 158V157H130ZM133 158V157H132ZM135 159H136V157H134ZM133 158V159H134ZM6 159V158H5ZM7 159V160H8ZM21 159V158H20ZM34 159V160H33ZM54 159V157L52 158V160ZM134 159V160H135ZM12 160H8L9 162L10 161H12ZM13 160V161H14ZM51 160V161H52ZM78 160V159H77ZM130 160V159H129ZM36 161V162H35ZM38 161V162H37ZM48 160H46V162H47ZM50 161V162H51ZM81 161H82V165L83 166H85V169H84V171H83V167L80 165L81 164ZM133 161V160H132ZM137 161V159L135 160V162ZM34 162V163H33ZM49 162V161H48ZM77 162V161H76ZM79 162V161H78ZM129 162V161H128ZM8 163V162H7ZM11 163V162H10ZM30 163V162H29ZM37 163H39V164H37ZM93 163V162H92ZM104 163H106V162H104ZM117 163V162H116ZM116 163H113L114 164V166H112L113 164H102V166H98L97 165V167H96V165H95V169L94 170H96L95 172H96V174L97 175H99V179H97V180H99V181H101L102 182V177H106V176H111V175H113L112 173H115L116 172V170L118 171L120 168L118 167V166H116V168H115V164ZM131 164H135V163H132V162H130ZM88 164V163H87ZM32 166V167H35V166ZM74 165V164H73ZM76 165V164H75ZM90 165H92L91 164V162H90ZM99 165H101V164H99ZM116 165H118V164H116ZM77 166V167H78ZM89 168H88V167ZM119 166H120V164H119ZM87 167V168H86ZM117 167L119 168V169H117ZM35 168H37V167H35ZM74 168V167H73ZM73 168H68V170H67V168H66V170H63L64 172H63V174L62 175H64V173H65V176H67L68 177V180H69V177L70 178H72L73 179V177L72 176H74L75 177V175L74 174H78V172H80V171H78V172H76V170L75 169H73ZM82 168V169H81ZM101 168V169H100ZM70 169L72 170V171H70ZM67 171V172H66ZM76 173H75V172ZM71 172V173H70ZM85 172V173H84ZM102 174H101V173ZM107 172V173H106ZM119 172V171H118ZM72 173H74V174H72ZM82 173H84V174H82ZM109 173V174H108ZM107 174V175H106ZM69 175H71V176H69ZM105 175V176H104ZM115 175V174H114ZM64 176V177H65ZM77 177L79 176V175H76ZM179 176H175V178H177V180H182V182L183 181H185V180H183V178H185L186 179V177H187V180L186 181H189L190 180V178H191V176L189 177V176H186L185 177V175H183V177H182V179L181 178H178ZM49 178H51V177H49ZM76 178V177H75ZM174 178V180H173V182L174 181H176V183H177V188H178V185H179V183H181V181L179 182H177V180ZM106 179V178H105ZM189 179V180H188ZM192 179V178H191ZM44 180V179H43ZM42 180V181H43ZM51 180V179H50ZM86 180V181H85ZM96 180V181H97ZM46 181H49V179L47 178V180ZM51 181H53V180H51ZM185 181V182H186ZM172 182V183H173ZM191 182V181H190ZM192 182H194V179H192ZM232 182V183H231ZM231 182H229V186H231V187H233L234 186V184L235 183H237V182H233V181H231ZM48 183V182H47ZM50 183V182H49ZM76 183H75V186H76ZM94 183H95V181H94ZM230 183H231V185H230ZM234 183V184H233ZM78 184V183H77ZM98 184V183H97ZM100 184V183H99ZM233 184V185H232ZM84 185H87V187L85 188L84 187ZM182 185V184H181ZM236 185V184H235ZM97 186V185H96ZM95 186V188H97V187H99V186H97L96 187ZM100 186H101V184H100ZM181 187V186H180ZM73 188H75L74 190H73ZM230 188V187H229ZM77 189H78V187H77ZM86 189H89V190H87L88 191V197H86L87 195H85V194H87V191H86ZM79 190V189H78ZM100 189H98V191H99ZM67 191V190H66ZM74 191V192H73ZM38 192V191H37ZM36 192V193H37ZM71 192V193H70ZM73 192V193H72ZM100 193V192H99ZM98 192L96 193H94V196H96L95 194H99ZM32 194H33V192H32ZM42 193H41V191H40V194H39V192H38V194H33V195H31V194H28V195H26V201L27 200H29V201H23V202H26V203H28L27 205H29V204H32V206H33V204H35L36 203V205H37V203L39 202V201H43L44 199H42L43 197L45 198V193L43 192V196L41 195ZM32 197H31V196ZM35 195V196H34ZM65 195H66V193H65ZM34 196V197H33ZM39 196V197H38ZM82 196V197H81ZM94 196H92V198L94 197ZM159 196V199L162 197V195H161V197H160V195H158ZM39 199V201H38V199ZM86 197V198H85ZM68 198V197H67ZM66 198V199H67ZM85 198V200H84V202H83V199ZM155 198H158V197H155ZM3 200L5 199L6 200V198H2ZM25 199V198H24ZM35 199H37V200H35ZM69 199H67L68 201H69ZM89 199H91V196H90V198ZM158 199V200H159ZM2 200V201H3ZM7 200H9L10 201V199L8 198ZM158 200H156V199H154V197H153V199L151 200V202H149V204H148V206L149 205H153L154 203H157L158 205L157 206H155V207H158L159 206V204H161L162 205V203H164L163 204V206L162 207H164V206H166L167 205V203H168V201L167 202H165V198H164V200H162V199H160L159 200V202H158ZM2 201H0V203L2 202ZM30 201H33L34 203H32V202H30ZM150 201V200H149ZM161 201H163V202H161ZM4 202V201H3ZM3 202L1 203L2 205H3ZM22 202V201H21ZM22 202V203H23ZM5 203V205H3V206H5L4 208H2L3 210L5 209L6 211H8V209H10V208H7V206L9 207V205L11 206V209H12V207H16V205L15 204H9V202H4ZM9 204V205H7L6 206V204ZM10 203H12V202H10ZM26 203H23V204H26ZM41 203V202H40ZM68 203V204H67ZM66 203V207H68V212L66 213V214H64V215H66V216H62L63 218V220L65 221V223H63V222H61V223H63V224H61L60 223V221L62 220V219H60V220H57L58 222H56L55 223V227H53V230H51V237L52 236H56V234H57V232H59V233H62L63 231H68L70 228H71V224H72V221H73V219L70 221V219L72 218V217H74V216H71V215H73L74 213V211H75V209H74V207H72V205L70 204V201L69 202H67ZM74 203V202H73ZM84 203H86L84 206H83V204ZM234 203V202H233ZM233 203H231V204H233ZM236 203V202H235ZM233 204L234 206H236V204ZM239 203V202H238ZM21 204V203H20ZM23 204H21L22 206H23ZM89 204V203H88ZM87 204V205H88ZM166 204V205H165ZM241 204V206H242V203H240ZM244 204V203H243ZM18 205H19V203H18ZM69 205H70V207H69ZM1 206V205H0ZM2 206V207H3ZM26 206V205H25ZM32 206H30V207H32ZM35 206V205H34ZM73 206H75V204L73 205ZM232 207V210L234 209V208H236V207ZM239 206V205H238ZM19 207V206H18ZM27 208L29 207V206H26ZM25 207V208H26ZM240 207V206H239ZM243 207H244V205H243ZM20 209H21V207H19ZM23 208V207H22ZM72 209V212H70V210ZM150 207H148V209H149ZM166 208H167V206H166ZM231 208V207H230ZM240 208H242V207H240ZM239 208V209H240ZM1 209V210H2ZM147 209V210H148ZM151 209V208H150ZM153 207H152V211H153ZM163 209V208H162ZM236 209H238V207L236 208ZM235 209V210H236ZM3 210L1 211V212H3ZM4 210V211H5ZM146 209H145V211H147ZM166 210V209H165ZM165 210H161V207H160V209H155L154 211H155V213L156 214H154V213H152V211H151V213L153 214V215H156V216H158L159 215V213L162 215L164 212H162V211H165ZM5 211V212H6ZM143 211V210H142ZM5 212L1 215L0 214V219L3 217V215L5 214ZM139 212V211H138ZM138 212H137V216H135L134 217V219H132L133 220V222H135V223H133L132 222V224H134V225H136V222H137V225L139 224V225H143L144 223H143V221L145 222L146 221V219L144 220V219H142V220H140L139 221V218H141L142 217V214H139L138 215ZM70 213H72V214H70ZM158 214V215H157ZM144 216H146L145 218H147V215L149 216V214H148V212H147V215L144 213L143 214ZM152 215V216H153ZM71 216V217H70ZM66 217H69V221L67 220V218ZM139 217V218H138ZM149 217H151V214H150V216ZM154 217V220H158V217H155V216H153ZM152 218V217H151ZM57 219V218H56ZM59 219V218H58ZM2 221H3V219H1ZM69 222V223H67V221ZM149 220V219H148ZM146 221V222H149V221ZM152 220V219H151ZM153 220V221H154ZM124 221V220H123ZM126 221V220H125ZM1 222V221H0ZM145 222V223H146ZM112 223V222H111ZM143 223V224H142ZM59 224H61V226L59 225ZM128 224V222H124V224H122V226L123 225H127ZM54 226V225H53ZM66 228H65V227ZM69 228V229H68ZM56 229V230H55ZM66 229V230H65ZM55 231H57L56 233H55ZM53 233H55V234H53ZM58 233V234H59ZM57 234V235H58ZM50 235V234H49ZM48 235V236H49ZM45 238H47V237H45ZM129 240V239H128ZM128 240H126V241H123V243H122V245L123 244H125V243H127L128 242ZM133 241V240H132ZM132 241H130L129 240V242L127 243L128 244V247H132V246H134L135 244H132L133 242ZM132 242V243H131ZM135 242H137V241H135ZM120 243V242H119ZM129 243L131 244V246L129 245ZM99 244V243H98ZM126 244V245H127ZM102 245V244H101ZM120 246V245H119ZM123 247V246H122ZM127 247V248H128ZM158 247H159V245H158ZM115 248H116V245H115ZM125 248V247H124ZM150 249V248H149ZM147 250V251H149L148 252V254H144L145 256L147 255V257L146 258H148V259H150V257L151 256H154V255H156L158 252H155V250H154V247H153V249H150V250ZM85 250H86V248L84 249V250H80V252H81V254L80 255H82L83 253V256H81L82 258H80V260H81V262H84V263H86V258H87V260H88V256H90L89 255V251L91 250H89V251H87L86 250V252H85ZM16 251V250H15ZM19 251V250H18ZM83 251V252H82ZM156 251H157V249H156ZM153 254H152V253ZM16 253V252H15ZM86 253V254H85ZM91 253V252H90ZM17 254V253H16ZM79 255V256H80ZM84 255H85V258H84ZM148 255H150V256H148ZM145 256L143 257L142 256V258H145ZM82 259H84L83 261H82ZM135 262H134V260H133V262H130V264H134ZM138 264H140V263H138Z\"/></svg>",
	"mask_w": 264,
	"mask_h": 264
}]
</instances>
